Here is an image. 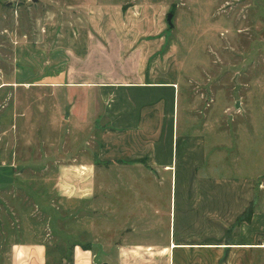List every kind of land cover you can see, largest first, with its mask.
Wrapping results in <instances>:
<instances>
[{"label":"crops","instance_id":"obj_1","mask_svg":"<svg viewBox=\"0 0 264 264\" xmlns=\"http://www.w3.org/2000/svg\"><path fill=\"white\" fill-rule=\"evenodd\" d=\"M171 26L167 23L164 29L153 31L150 25L127 22L88 24L69 46L40 50L34 65L30 58L23 61L18 82L23 91L56 97L53 106L55 120L62 123L59 126L85 131L87 140L92 130L95 141L91 159L78 168L56 166L37 189L30 181L18 187L14 182L21 172L0 166V264H45L44 236L34 235L28 225H15L12 214L19 201L15 191L23 192L21 205L31 198L34 207L51 214L48 221L53 233V218L58 219L50 204L53 197L59 207L86 206L99 190L96 176H104L99 190L108 239L103 256L116 255L119 264H132L127 256L144 254L149 256L146 264H258L255 257L264 255V245L255 246L254 241L264 234V214L261 226L253 214L246 232L229 244L223 241L221 221L212 220L222 217L225 200L208 198L217 189L223 191V179L208 182L207 161L212 160L217 142L207 149L209 105L201 101L205 88L199 82L204 78L192 70L191 56H182V50L164 34ZM10 79L6 85L12 87L15 77ZM180 92L187 95L181 104ZM86 139L82 144L76 141L75 148L88 150ZM113 170L117 177H133L130 184L122 188L120 181L117 187L123 194H133L129 204L135 200L134 232H149V237L142 235L149 240L147 244L125 246L110 241L113 183L107 176ZM1 175L6 176L2 179ZM238 184L231 187L243 188L244 183ZM9 191L13 194L5 198L3 194ZM115 204L120 217L130 206L123 195ZM87 207L95 208L94 201ZM130 235L126 230L118 234L126 241ZM61 239L71 244V264H111L106 258L96 259L99 248L94 251L92 245L72 242V236Z\"/></svg>","mask_w":264,"mask_h":264},{"label":"rangeland","instance_id":"obj_2","mask_svg":"<svg viewBox=\"0 0 264 264\" xmlns=\"http://www.w3.org/2000/svg\"><path fill=\"white\" fill-rule=\"evenodd\" d=\"M126 22L150 25L153 31L171 23L164 34L173 39L182 56H191L192 70L204 78L199 82H203L201 89L205 88L201 101L209 105L207 149L217 142L212 160L207 161L208 182L223 179V191L217 189L208 198L221 196L225 200L222 217L213 216L212 220L221 221L223 241L229 244L246 232L253 214L260 226L264 214V0H0V87L5 85L0 88V166L21 172L14 182L18 187L30 181L37 189L56 166L76 168L91 159L94 131L89 130L87 140L85 131L76 133L75 129L60 127L53 106L56 97L24 92L18 83L22 80L23 61L30 58L34 65L40 50L69 46L71 39L84 34L81 30L85 25ZM12 77L16 83L9 87L6 83ZM194 86L192 83L191 88ZM184 98L187 95L180 92L179 104ZM178 114L179 119L181 111ZM83 139L87 140L88 150L75 148L76 141L82 144ZM116 172L107 176L113 183L110 241L125 246L147 244L149 240L142 235L149 237V232H134L135 200L129 204L133 194H123L117 187L120 181L122 188L130 184L133 177H117ZM103 181L104 176H96V189L102 188ZM236 183H244L243 188L233 189L231 185ZM99 190L91 199L95 208L87 207L92 201L86 206L60 208L53 197L50 204L58 217L53 218V233L48 221L51 214L34 207L31 198L21 205L23 192H14L19 199L12 214L15 225H28L34 235L40 232L44 236L45 264H71V244L61 239L63 235L74 237L72 242L92 245L94 251L99 248L98 261L106 258L111 264H119L116 255H102L108 239ZM12 194L9 191L3 196L10 198ZM119 194L130 205L121 217L115 204ZM125 230L131 234L127 241L119 239ZM254 245H264L263 233L256 236ZM126 259L132 264L135 260L138 264L149 262L145 254ZM255 259L264 264V255Z\"/></svg>","mask_w":264,"mask_h":264},{"label":"water","instance_id":"obj_3","mask_svg":"<svg viewBox=\"0 0 264 264\" xmlns=\"http://www.w3.org/2000/svg\"><path fill=\"white\" fill-rule=\"evenodd\" d=\"M235 107H237V103H235Z\"/></svg>","mask_w":264,"mask_h":264}]
</instances>
